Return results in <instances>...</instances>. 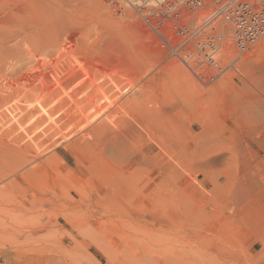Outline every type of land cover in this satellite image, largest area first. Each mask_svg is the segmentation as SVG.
I'll return each mask as SVG.
<instances>
[{"label":"rangeland","instance_id":"374dc122","mask_svg":"<svg viewBox=\"0 0 264 264\" xmlns=\"http://www.w3.org/2000/svg\"><path fill=\"white\" fill-rule=\"evenodd\" d=\"M132 1L101 0L103 3L98 6L100 8L97 7L99 11L96 12L95 9L91 11L90 8L89 11L86 8L82 15H87L89 12V14H93L85 15L88 17L87 19L90 17L103 19H98L102 21L94 25L96 29L100 30L98 31L100 33L92 32L91 37L85 40L88 39V42L85 43L90 47L89 50L87 46L91 55L88 54L86 57L88 64L86 62L83 66L86 70L81 68L82 70L72 72V75L66 73L67 75L56 77L57 75H52L49 72H47L48 74L40 73L37 66H34L37 65L36 59L34 58V62L33 58H27L22 52L24 51L21 40L25 28V1L0 0V41L3 43L0 44V48L5 46L4 51L1 52L3 49H0V53L6 54L4 55L6 56L4 64L0 60V72L3 69L2 74L6 78L0 84V264H140L143 260H150L151 264H202L206 260V256L210 255L209 258H211L213 254L218 255L221 252H223L226 264H264V45L257 46L259 39L242 54L243 56L237 55L233 46L229 44L232 47L233 57H231L223 45V43H229L228 41H223L220 44L219 40L213 36L215 32L207 29L201 32L202 35H205L200 39V43L208 41L214 43L212 40H207L212 37L216 40L214 50L211 51L212 57L222 58L227 54L226 58H230L221 72H218L219 75L211 79L208 82L209 85H204L203 88L217 87L214 85L220 80L218 77H222L221 80L226 79V83L223 81L224 85L222 84L221 90L217 89L216 94L211 97V100L206 101L203 107L198 106L204 108V114H208L210 121H213V125H210L211 127L209 126V129L206 130L212 131L210 134L216 136L214 138L210 135L213 139L212 142L208 132L205 131L207 135L202 134L196 140V143H199L200 140L202 142L205 139L204 145L208 144L209 139L211 141V147L203 145L208 153H206V161L203 159L204 157L202 158L204 155V150L201 149L202 144L199 143V146L192 141L187 142L189 149L195 147L197 151L202 150L203 155L199 152L200 154H193V156L190 153H183L181 147L172 144L167 158L177 159L176 161L179 160L180 165L183 163L185 165L181 166L182 172L177 170L180 177L177 175L168 176L173 179V183L170 178L167 179L169 183L171 182L170 185L166 183V175L163 172L159 173L153 165L150 167L151 177L161 178L167 184L166 189L163 188L166 186H161L165 196L161 197L159 201L152 200L153 191L149 195L152 199L148 196V190L150 187L153 188V185L148 184L144 187L145 179H141L136 186L139 193L136 192L134 198L126 200L119 197L103 199L104 195L102 198L100 196L95 198L96 190L89 185H74L65 180L71 171L79 170L75 165L74 155H80L77 143L88 129L83 128L82 131L81 125L89 119L92 120L94 113L97 117H95V121L92 120V125L97 124L105 116L103 107L108 104L106 102L108 100L103 96L107 95L109 99L112 96L110 100H113L116 97H114V93L112 94L115 88L119 87L121 90L129 88L125 89L124 93L120 89L118 92L115 91L117 96L126 94L117 102L119 104L125 97L130 96L131 91L137 89L136 85L140 87L146 79L152 78L154 75L155 78L153 77L154 81H152L156 84L155 81H159L160 74L162 73L161 75L164 76L162 72L164 69L161 71L164 66L168 69V65H171L172 69H176V66L172 65L175 60H177L176 65L180 61L182 71H188L184 70L186 67L181 59L178 60L176 47H172L171 44L170 47L167 44L160 28L162 26L174 27V34H177L180 29H183V33L189 32L190 35H193L194 31L199 34L198 29L204 27L203 21L207 16V11L198 9L203 12V16L200 13L201 16L197 17L198 13L195 14L190 8L189 11L188 7H185L187 5L183 7L176 5L174 0H171V3L169 0H159V2L148 0L151 2H145L144 8L137 5L136 0ZM148 8L152 9L149 13L146 12ZM180 12L185 15L189 13V15L178 18L177 14ZM205 12L206 14H204ZM190 14L192 15L190 16ZM93 16L99 17L94 18ZM110 16L115 19L111 20ZM146 17L149 18L153 27L147 24ZM109 23L112 24L111 27ZM94 27L92 31H94ZM125 29L130 30L127 32ZM117 30L120 31L121 36L116 32ZM107 31L110 33L108 34ZM103 34L108 36L103 38ZM111 34H114L113 37ZM189 34L187 37L191 40L184 39V43L181 41L182 36L174 35L176 43L180 46L183 44L186 47L194 46L196 49L197 38L193 39ZM117 35L118 37H116ZM107 38L111 41H107ZM128 41L130 47L133 42L131 52L136 56L127 51L130 50L128 44L126 46ZM103 42L107 43H105L106 46ZM123 43L126 50H121ZM92 48L93 50H91ZM133 49L140 53L139 57H142L137 58L138 53L136 51L134 53ZM151 50L155 52H151ZM207 50L209 51L210 48L207 47ZM255 50L257 51L255 52ZM129 52L135 60L140 61L141 59V65L134 64L132 57L130 63ZM150 52L155 55V58ZM107 58L109 59L107 60ZM53 60L52 63L55 64ZM128 60L129 64L135 65L139 69L134 66L136 69L130 71L132 66L129 68ZM90 61L91 63H89ZM168 61L172 62L163 65ZM103 62L104 64H102ZM124 65L128 67L126 66V68ZM29 68L35 71H30ZM171 68L169 67V69ZM242 68L244 69L242 70ZM146 69L147 74L144 72ZM172 71H170L171 74ZM74 73L76 76H73ZM156 73H158L157 76ZM170 73H167L169 81L164 80L165 77L167 78L166 75L160 79V81L164 80L161 82L168 88H170L169 83L172 78L181 77L175 71L177 77L173 73L174 76L171 75V78ZM184 73L183 75L186 77V74H189V72ZM244 74L247 75V84L243 87L238 78ZM189 75L192 76L191 73ZM65 76L66 78H64ZM192 78L194 80V77ZM178 79L177 81L180 82ZM190 79L188 80L189 87ZM128 80H131L134 86L131 81L126 84ZM184 80L182 79V82L185 83ZM161 82L158 84L161 85ZM154 83L152 86L155 85ZM174 83L176 82L174 81ZM175 85L170 86L175 88L173 87ZM180 85L181 87L183 85L184 89H190L186 87L187 84ZM147 88L151 89L149 91L153 89L151 85ZM148 89L145 88V90ZM187 89L184 91L189 92ZM174 91L176 92L175 89ZM150 99L152 98L145 102L146 104L150 103L148 106L154 110L155 108L153 109L151 105L155 104L156 106V103L152 100L154 104H151ZM246 99L249 101H245ZM117 104L115 103V105ZM142 104V109L148 108L145 103ZM115 105L111 106V109H114ZM121 109L117 111L119 119H121ZM138 111L140 112L139 109ZM241 112H244L246 117L241 121L240 126H236L231 123L230 118ZM83 114V118L80 117ZM118 116L114 120L113 132L115 128L116 132L121 127ZM75 118L78 120H72ZM81 118L84 123L78 122ZM76 121L79 123V127ZM186 125L189 124L184 122V127ZM192 125L194 132L200 131V126L195 123ZM75 129H78V132ZM182 129L184 128L182 127ZM205 135L208 138H205ZM116 143L117 141L114 143L115 148L120 145V143H117L118 145ZM114 144H109V149L113 150L105 147L106 151H109L107 154L110 159L113 160L115 157L113 163L119 161L118 151L121 152L120 150L123 148L120 145L121 149L119 147L115 149ZM194 144L199 146V149ZM215 144L216 148L213 149ZM206 146L216 152L213 153L212 149H209L212 152L210 155ZM110 151L113 153L110 154ZM195 155L202 156H198V159ZM189 157L195 158L192 161ZM196 159L201 160L200 163H197ZM180 160L182 161L180 162ZM190 161L197 169L195 167L193 169ZM206 162L208 165L203 166ZM14 166L18 167L13 168ZM135 166L139 167L137 169L148 168L143 164L141 166L139 162ZM202 167L206 172H199ZM33 168L40 169L38 175L31 172ZM60 172L63 175L66 172L65 175L68 176L64 179ZM22 174L24 180L21 177ZM56 174L59 176H56L58 179L54 177ZM52 177L60 184L57 181L54 182Z\"/></svg>","mask_w":264,"mask_h":264},{"label":"bare ground","instance_id":"6f19581e","mask_svg":"<svg viewBox=\"0 0 264 264\" xmlns=\"http://www.w3.org/2000/svg\"><path fill=\"white\" fill-rule=\"evenodd\" d=\"M24 1H25L24 2V17H25V26L24 27L25 28H24V33H23V39L21 40V42H22L21 46L23 45L24 51H22V52L25 53L26 57L29 58V59L33 58V60H34V58L36 59L37 65H34V66H37V70L40 73H42V74L49 72V73H52V75L53 74L57 75L56 77H58V76L62 77L66 73L72 75L71 74L72 72H75V71L77 72V71H79V69L82 70L81 68H84L83 66L88 61L87 60L88 58H86V57L88 56V54L90 55V53L88 52V47L89 46L85 43V42H88V39H87V41H85V40H86V38H90L91 37L92 32L94 34L95 33L96 34L100 33V32H98L100 30L96 29L94 27V25H96L98 22L100 23L103 20L99 16H93V17L94 18L99 17L98 19L101 18L102 19L101 21L98 20L97 18L93 19L91 17H90L91 19L90 18L87 19L88 17H86V16L90 12L87 15L85 14L86 16L82 15V14H84V10L86 11V8H88V9L90 8L91 11H93L95 9L96 12H97L98 8H100L98 6H101V4L103 2H101V0H24ZM169 1L171 3V0H169ZM149 2H151V1H149ZM155 2H157V1H155ZM206 2H207V4H204V6H202L200 8H194L192 10L195 12V14L198 13L196 15L197 17H198V15H200V13L203 16V14H202L203 12H201V10H198V9H205L207 11V16L205 17V19L203 21V26L208 31L215 32L213 36L219 40L220 44H222L223 41H228L229 42V43H223V45H224L225 51L228 54H231V57H233L231 45L233 46V48L235 49V52H237V55H239V56H243L242 54L245 53V51L249 50L250 47L258 39H259V43H258L259 45H257V46L264 45V36H263L264 33H263L262 35H259V37L256 38L253 42L249 43V45H247V47H245L246 48L245 50L236 49L235 46H234L235 37H234V34H233V29L235 28L234 24L236 22V16L235 15H231L229 17L228 21H227L225 19V17H224V13H220V12L213 13V11L215 10V6L211 3L210 0H207ZM108 3H110V2H108ZM123 3H121V4H123ZM151 4H149V5H151ZM154 4H156V3H154ZM105 5H107V4H105ZM127 6H128V4H127ZM185 7H188V9L190 8L189 6H185ZM90 9H89V11H90ZM126 10H128V9H126ZM197 10H198V12H196ZM205 10H202V11H205ZM100 11H101V9H100ZM103 11H104V9H103ZM189 11H190V9H189ZM87 12H88V10H87ZM93 13L96 14L95 12H93ZM204 14H206V12ZM89 15H93V14H89ZM96 15H98V14H96ZM124 15H126V14H124ZM177 15H178L177 16L178 18H179V16H181V18H182L184 16H188L189 13H188V15H185L183 12L182 13L180 12ZM191 15L192 14H190V16ZM131 16L132 15H130V17ZM263 16H264V11L257 12V16L254 19V21L252 23H249L248 21L246 23H244L242 25V29L241 30H247L249 28L251 29L252 27H255L257 25V22H258L259 25H263L264 26V21H261V18ZM24 17H23V19H24ZM109 18L111 20L115 19L113 17L111 18V16ZM125 18H127V17H125ZM105 24H107V22H105ZM105 24H103V25H105ZM109 24H110V27H111L112 24L111 23H109ZM93 27H94V31L95 32L92 31ZM97 27L99 28V26H97ZM173 29H174V27L170 28V26H165V27L162 26L160 28V32L165 37V39L167 40L169 45L171 44L172 47H176L175 49L177 51L178 60H179V57L187 59L186 61L183 60L184 61L183 62L184 66L186 67V68H184V67L183 68H184V70L187 69L188 71H182L183 70V69H181L182 65L179 64L180 61H178L179 63L177 65H176V63H177L176 61L177 60H175V62H172V61L169 62L168 61L167 64H163V65H168V63L170 64L172 62L173 67L175 65L176 69L175 68L172 69L171 65H168V66L172 70H175L176 73L177 72L180 73V74L177 73V75L178 76L180 75L181 77H177L176 73H174L175 71H172L171 69H169V67H168V69L165 66L163 68L161 67L162 68L161 71L164 69L162 71L164 76L165 75L167 76V73H170V71H172V74L170 73L169 75L170 76L171 75L172 76L175 75V77H177V79L181 78V79H178V80H180V82L177 81L176 78H172V76H171L172 84H170L171 82L169 83V87L170 88L165 87L166 85L163 84V82H161V81H164V80L165 81H169L170 78H168L169 76H167V78L165 77L167 80L164 78V80L160 81L161 77L163 76V75H161L162 73L160 74V72H161L160 71L159 74H160L161 77L158 76V77H160V79L158 78L159 81H155V82H157L156 84L153 82L154 81L153 79L155 78V75L153 76L154 78L151 76L152 78L146 79L145 82H143L140 85V87L136 85L137 89H135V91L133 90V92H132L131 91L132 89L130 88L131 89L130 90L131 91L130 92V96L129 97H125V99L122 102H120L119 104H117V102H119L121 100L120 98L126 95V94L121 95L120 93H119L120 95H118V96H117V94L115 95V91L117 90V92H118V89L121 90V88L118 87L117 89L115 88L113 90L112 94L114 93V97L116 96L114 99L112 98L113 100H110L111 97H112L110 95V93H109V96H111L110 99L107 97L106 94H104L106 96H103V97L105 99L107 98L106 100H108V101H106L104 99V101L108 102V104H106V102H105V104L107 105V106L105 105L103 107V108H105V111H104V115L105 116L101 120H99V122L97 124L92 125V120L95 121V117H97V115H95V113L93 115L94 117L92 118V120H90V119H89V121L86 120L87 122H85V123H84V121L82 119L85 113L82 116H80L82 118L78 122L80 123L82 121L81 123H84L83 125L80 124L82 126L81 127L82 131H83V128H88L87 129L88 131L85 129L86 133H84L81 136V138H80L81 140H79L78 141L79 143H77V145L79 144L77 146L78 147L77 149H78V152H80V155H78V154L74 155L75 156V161H76L75 165H76V167L79 170L78 171H71V173H69V176L65 175L67 171L64 173V175L61 172H60L61 174L58 173V174L64 176V177H62L64 179H65L66 176H68V178L65 179L67 182H69L70 184H74V185H81V184H83L84 186L85 185L86 186L89 185V187H92L93 189L96 190V194L94 195L95 198H99V196L102 198V195H104L103 199H112L114 197H119L120 199L126 200L128 198L131 199V198L135 197L136 192H138L137 191V187H136L137 184L140 182L141 179H145V183L143 181V183H144L143 186L144 187L147 186L148 184H152L153 185L152 186L153 188L150 187V190H148V192H149L148 196L151 195L150 192L153 191V194H152L153 199H152L151 196H149V197H151V199L154 200V201L155 200L159 201L161 199V197L163 198V196H165V195H163V192H162L163 189H161V186H166V187H163V188L166 189L167 188V184L169 183V180H167V179L170 178L168 176H175V175L179 176L180 174H177V170L178 169L181 170V166L184 164L183 163L182 165H180V163H178L179 160H178V162L176 161L177 159L176 160L175 159L172 160L173 158L172 159L171 158H169V159L167 158L169 156L168 154L170 153L169 150L172 148V144H174V145L176 144V146L181 147V150H182L183 153L184 152H185V154L186 153L187 154L190 153L192 156H193V154H200L201 153L202 150L200 151V149L198 147L200 146V144H202L201 145L202 146L201 149L204 150L203 151L204 155L207 153L205 148L203 147L205 139L204 140L202 139L203 140L202 142H200L201 141L200 140L199 141L200 144L196 143V140L202 134L203 135L206 134V132H205V131H207L206 129L210 125L211 126L213 125L212 124L213 121H210V117H209L208 114H206V115L204 114L205 113L204 108H199L198 106L200 105V106L203 107L205 105V102L208 101L209 99L211 100V97H213L216 94V90L217 89L221 90L222 84L224 82L226 83V79L224 80V78H223V80H221L222 77H218L220 79V80L217 81L218 83L216 82L218 85L216 83H215L216 85H214V86H217V87H215V88L214 87H210L208 89H204L203 88V86L207 85L208 82L211 79H214L217 75H219L218 72H221V70L224 68V66L229 62L230 58L229 59L226 58V57H228L227 54H226V57L223 56L222 58L221 57L216 58V57H212L211 56L212 57L211 58V60H212L211 63H205V62H204V64L198 63V51L194 48V46L193 47L192 46L186 47L184 44H183V46L182 45L181 46L178 45V43H176L177 41H176V39L174 37V35L176 36L177 34H174V30ZM129 30L130 29H128L126 31L128 32ZM135 30H134V32H135ZM156 30H158V29H156ZM101 32H102V30H101ZM116 32L119 34L120 31L118 32V30H117ZM145 32H147V31H145ZM152 32H154V31H152ZM175 32H176V30H175ZM107 33H108V31H107ZM205 33H207V32H205ZM153 34H155V33H153ZM209 34H210V32H209ZM113 35H112V37H113ZM105 36L107 37L108 35L106 34ZM105 36L103 34V38ZM122 36H124V35H122ZM261 36H263V37H261ZM92 37H95V36H92ZM116 37H118V35ZM124 37H126V36H124ZM137 37H138V35H137ZM100 38H102V37H100ZM119 38L122 39V37H119ZM1 39H2V37H1ZM131 39H133V38L131 37ZM193 39H194V37H193ZM104 40H106V39H104ZM107 41L110 42L111 40L108 39ZM178 41H179V39H178ZM199 42H201V41H199ZM105 43H104V45H105ZM115 43H117V41H115ZM128 43H129V41L126 43V46H127ZM131 43H132V46H133V42H131ZM0 44H3V43L0 41ZM134 44H135V42H134ZM229 44H231V45H229ZM122 45H123V47L121 48V50H124L125 49L124 48V46H125L124 43ZM129 45L130 44H128V46ZM138 45H141V44H138ZM171 45H170V47H171ZM101 46H103V45H101ZM132 46L131 47L129 46L130 48H128V49H130V50H127V51L131 52L132 51ZM4 47L5 46H2L1 48L3 49ZM139 48H137V49H139ZM197 48H198V45H197ZM110 49H113V48H110ZM140 49H142V48H140ZM89 50H90V47H89ZM91 50H93V48ZM158 50H160V49H158ZM172 50L174 51V49H172ZM2 51H4V49L1 50V52ZM133 51H134V49H133ZM135 51H134V53H135ZM143 51H145V50H143ZM256 51L257 50H255V52ZM130 52H129L130 63H131V57H132V61L134 62V64L141 65L140 64V63H142V62H140L141 59H140V61H137V59L135 60L134 57L131 56V55H134V54L131 52V55H130ZM151 52H155V51L151 50ZM189 52L192 53V56L190 58H187L186 55ZM136 53H138V55H137V58H138L140 53L137 52V51H136ZM164 53H165V51H164ZM96 54H97V52H96ZM101 54H103V53H101ZM107 54H108V51H107ZM4 55H6V54L4 53ZM4 55L3 54L0 55V60H1V62L3 64H4L5 60H6V56H4ZM110 55H112V54H110ZM151 55H153V54L151 53ZM157 55L160 56L158 53H157ZM105 56H107V55H105ZM134 56H136V55H134ZM154 56L155 55H153L152 57H154ZM52 57H54V58H52ZM141 57H139V58H141ZM248 57H249V55H248ZM51 58L54 59L53 61L55 62V64L52 63V59ZM115 58H116V56H115ZM126 58L128 59L127 56H126ZM108 59L109 58H107V60ZM156 59H157V57H156ZM103 60H105V59L103 58ZM158 60L160 61V59H158ZM25 61H27V60H25ZM92 61H94V60L92 59ZM30 62H31V60H30ZM34 62H35V60H34ZM127 62H128L127 65L129 66V68H131L130 66H132V65L129 64V60ZM137 62H138V64H137ZM164 62H165V60H164ZM89 63H91V61ZM122 63H123V61H122ZM56 64H57V66H56ZM87 64H88V62H87ZM102 64H104V62ZM58 65H60V66H58ZM127 65H124V66L126 67ZM134 66H132L130 71H133L132 69H136V68H134ZM25 67H26V65H25ZM29 67H33V66H29ZM135 67H137V66H135ZM178 67H179V70H178ZM250 68H251V66H250ZM29 69H31V68H29ZM243 69L244 68H242V70ZM2 70L3 69H1V72H0V84H1V81L6 80V78L3 77ZM30 71L34 72L35 70L31 69ZM181 71H182V73H181ZM81 72H84V71H81ZM144 72H146V74H147V72H148L147 69ZM156 72H157V70H156ZM183 72H185L184 74H186L187 72H189V74L190 73L192 74V76H191V75H189L187 73L186 75H187L188 78H189V76H191L190 78L194 77V80H193V78L192 79L189 78L190 79V83H191L190 87L188 86L189 85V82H188L189 79L185 75H183ZM40 73H38V74H40ZM59 73H61V74H59ZM129 73H132V72H129ZM173 73H174V75H173ZM222 74H224V73H222ZM74 75H75V73L73 74V76ZM157 75H158V73H156V76ZM184 76H185V80H184ZM239 76H241V74H239ZM239 76L237 75V77H239ZM64 78H66V76ZM182 79L184 81H186V82L185 83L182 82ZM238 79L240 80V83L242 84L243 87L247 84V75L245 76V74H244V76L239 77ZM231 80H232V78H231ZM119 81H121V80H119ZM130 81L129 80H128V82L126 81V84H129ZM174 81L176 83L173 84ZM158 82H161V85L158 84ZM181 82L184 84V86L187 84L186 87H189L190 89L182 88L183 85L181 87V85H180V84H182ZM123 83H125V82H123ZM123 83H122V85H125ZM153 83L155 84L154 86H152ZM177 83H179V84L177 85ZM116 84H118V83H116ZM132 84H133V82H132ZM166 84L168 85V82H166ZM150 85L153 88L152 89L153 92L149 91L150 88L149 89L147 88L148 86L150 87ZM170 85H175V86H173L175 88H172V86H170ZM179 85H180V87H179ZM133 86H134V84H133ZM159 86H160V88H159ZM113 87H115V86H113ZM127 87H128V85H127ZM145 88L148 89V90H145ZM156 88H158L157 89L158 93L156 92ZM162 88H164V89H162ZM165 88H166V90H165ZM125 89L128 90L129 88L128 89L125 88ZM125 89H122L121 91L124 93V92H126ZM168 89H172L173 91L175 89L176 92L174 91V93H172L173 91L172 92L170 90L168 91ZM186 89L189 92L184 91ZM123 90H125V91H123ZM180 90H182V91H180ZM148 91H149V94H150V92H152V94H150L152 97L147 93ZM108 92H109V90H108ZM149 98H152V99H150V102H152L151 104H154L153 101H155V103H156V106H155V104L151 105L153 107V109L155 108L154 110H152L150 108V106H148V105H150V103L146 104V102H145V101L148 102ZM245 101H249V100L246 99ZM113 102H114V104H113ZM115 103L117 105H115ZM142 103H145V105H147L150 110L147 108V106H146L147 109H145V108L142 109V105H143ZM238 103L240 104V101H238ZM90 105H92V104H90ZM102 105H103V103H102ZM113 105H115L113 107L114 109H111L112 108L111 106H113ZM140 106H141V108H140ZM120 109H121V111H120L121 112V115H120L121 119H119V116H118L119 112L117 114V111H119ZM138 109L140 110V112L138 111ZM147 110H149V111H147ZM91 111H92V109H91ZM141 111H143V112H141ZM90 114H91V112H90ZM117 116H118V119L120 120V121L119 120L118 121L121 123L120 124L121 127L118 128L116 132H115V129H116L115 128L114 132H113L112 128L115 126L114 125V120L117 119ZM245 117H246V114H244V112H241V113H238V114H235L234 116H232L230 118V121H231V123L235 124L236 126L237 125L240 126L241 121L244 120ZM216 118H217V116H216ZM76 119L78 120V118H75V119H72V120H76ZM78 122L76 124H78V127H79V123ZM184 122H186L189 125H186L184 127ZM73 123H75V122H73ZM115 123H117V122L115 121ZM193 123H195V124H197L198 126L201 127L199 132H197V133L194 132V130L192 128V126H193L192 124ZM91 125H92V127H91ZM187 126H189V127H187ZM214 126H215V124H214ZM182 127L184 129H182ZM186 128H187V130H186ZM75 130L78 132V129H75ZM183 130H185V132H183ZM213 131H214V129H213ZM210 132H212V131H209L207 134H209V136L210 135L212 136V134H210ZM214 136H216V135H214ZM214 136H212V137H214ZM212 137L210 139H212ZM205 138H208V137L206 136ZM210 139H209L208 144L205 143V145H207V146L211 145ZM216 139H217V137H216ZM116 141H117V143H120L121 146L120 145L119 146L121 148L123 146V148L121 149L119 146H117L118 144L116 143L117 144L116 145L117 148L119 147L121 149L120 150L121 152L118 151L119 161H116V162L113 163L112 161L115 159V157H114L113 160H111L110 157L107 154L108 150L106 151V148L109 149V144L110 143L114 144ZM188 141H190V142L192 141L193 143H196L197 145L199 144V146H196V144H194L199 149V151H197V149L195 147L194 148L192 147V149L191 148L189 149V145L187 143ZM212 142H213V139H212ZM215 142L217 144L218 141L216 140ZM216 144H215V147L213 146V149L216 148ZM113 147L115 148V144H114ZM179 147H177V148H179ZM210 147H209V149H212ZM117 148H115V149H117ZM207 149H208V147H207ZM213 149H212V151H213ZM111 150H113V149H111ZM111 152L112 151H110V154H111ZM178 152H180V151H178ZM209 152H210V155H211L212 154L211 150H209ZM214 152H216V151H213V153ZM180 154H181V152H180ZM207 154L205 156L203 154H202L203 156L201 155L202 158L204 157L203 158L204 160H205V157L207 156ZM198 156L199 155H197L196 158L199 159V157H201V156H199V157ZM194 158L195 157H193L192 159L190 158V159L193 161ZM181 161L182 160H180V162ZM197 161H195V162H197ZM200 161H198L197 163H200ZM137 162H139L141 164V166H142V164L145 165V166H148V168L146 167V169H144V168L137 169V168H139V167L135 166ZM190 164L192 165V162ZM205 164H207V162L204 163V165L203 164H201V165L205 166ZM152 165L158 169L159 173L163 172L166 175V181H167L166 183L167 184L164 182V180H161V178H159L161 180L160 181L159 179L151 177L152 173H151V168L150 167H152ZM198 166H200V165H198ZM10 167H12V166H10ZM17 167L18 166H14L13 168H17ZM194 167H195V169H197L195 165L193 166V169H194ZM8 170H7V172H8ZM10 170H11V168H10ZM68 170H69V168H68ZM154 170H155V168H154ZM182 170H181V172H182ZM39 171H40L39 168H33L31 170L32 173H35L37 175H38ZM199 172H206V171L202 167V169H200ZM56 176H58L57 174L54 177L56 179H58L59 176L58 177H56ZM21 177L24 180L23 174L21 175ZM54 177H52V178H54ZM55 178H54L55 181L53 179H51V180H53L54 182L57 181V183L60 184L58 182V180H56ZM163 179H165V178H163ZM170 181L173 183V179L172 178H170ZM171 182L169 183V185L171 184ZM164 184H166V185H164ZM139 187H140V185H139ZM139 189H141V188H139ZM139 191H141V190H139ZM144 195L146 196L147 192H146V194L144 193ZM142 196H143V194H142ZM154 198H156V199H154ZM222 250L223 249L221 248V251ZM222 253L223 252L219 253L218 255L213 254L211 256V258H209L210 255L206 256V260L202 264H226V261H225ZM140 264H151V263H150V260H143V261H141Z\"/></svg>","mask_w":264,"mask_h":264},{"label":"built area","instance_id":"2783aa9c","mask_svg":"<svg viewBox=\"0 0 264 264\" xmlns=\"http://www.w3.org/2000/svg\"><path fill=\"white\" fill-rule=\"evenodd\" d=\"M206 1L207 0H174L173 2L178 6L187 5L190 7V9H194L204 6V4H207ZM210 1L215 6V10L213 11V13L216 12L224 13V17L227 21L231 15L236 16V22L234 24L235 28L233 29V34L235 37V39L233 38L235 40L234 46L236 49L245 50L246 49L245 47H247L249 43L253 42L256 38L259 37V35H262L264 33V26L259 25L258 22H257L258 26L256 25L251 29L249 28L247 30H241L242 25L244 23H246L247 21L249 23H252L254 21V19L257 16V12L264 11V0H210ZM145 2L147 3L148 0L147 1L136 0L135 3L139 6H143L142 8H144V5L146 4ZM151 10H152L151 8H148L147 12L149 13L151 12ZM145 21L147 22L148 25L153 27L148 17L145 18ZM261 21H264V16L261 18ZM204 29L205 27L198 29L199 34L195 33L194 31L193 35H190L189 32L183 33L182 32L183 29L182 30L180 29L177 33L179 36L183 37L181 38L182 42L184 41V39H187V41L191 40V38L187 37V34H189L194 38H197L196 43L198 45V48H196V50L198 51V63L200 64H203L204 62H208V63L212 62L211 56H213V53L211 51L214 50V47L216 45V40L214 37H212L211 39H207L214 41V43H211L209 41L206 43L199 42L200 39L204 37V35H202L201 33L202 30ZM207 47L210 48L209 51H207L206 49ZM208 52L211 53L208 54ZM191 56H192L191 52H189L186 55L187 58H190ZM180 59L182 60V62H184L183 60L185 61L187 60L185 58H180Z\"/></svg>","mask_w":264,"mask_h":264}]
</instances>
